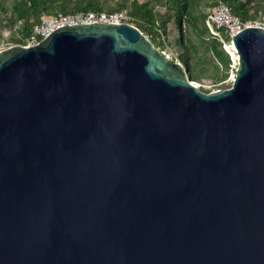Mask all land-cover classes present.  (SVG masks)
Wrapping results in <instances>:
<instances>
[{"label":"water","instance_id":"water-1","mask_svg":"<svg viewBox=\"0 0 264 264\" xmlns=\"http://www.w3.org/2000/svg\"><path fill=\"white\" fill-rule=\"evenodd\" d=\"M210 92L131 23L0 52V264H264V27Z\"/></svg>","mask_w":264,"mask_h":264},{"label":"trees","instance_id":"trees-1","mask_svg":"<svg viewBox=\"0 0 264 264\" xmlns=\"http://www.w3.org/2000/svg\"><path fill=\"white\" fill-rule=\"evenodd\" d=\"M220 2L229 4L244 22L264 23V0H0V44L26 45L43 14L127 10L132 23L162 51L171 43L170 24H175L183 51L173 59L178 58L187 67L190 80L200 83L201 90L210 92L232 85V80L227 81L232 57L207 25L208 15ZM220 31L230 42L225 29Z\"/></svg>","mask_w":264,"mask_h":264},{"label":"built area","instance_id":"built-area-1","mask_svg":"<svg viewBox=\"0 0 264 264\" xmlns=\"http://www.w3.org/2000/svg\"><path fill=\"white\" fill-rule=\"evenodd\" d=\"M91 23H132V17L127 10H118L113 12H97V11H78L76 13H58L57 15L41 16V21L36 24L29 35L26 46L35 45L42 39L48 37L54 30L66 26H74L78 24ZM207 25L213 36L218 37L223 42L224 49L231 55L233 60V68L231 70L230 80L235 79L238 57L236 48L233 45V37L248 25L264 27L263 21H248L241 20L239 16L234 14L229 4L220 2L216 5L207 18ZM225 29L231 42H227L223 37L220 29ZM11 46V45H10ZM8 46L0 45V52ZM235 68V69H234ZM197 86L198 83L193 82Z\"/></svg>","mask_w":264,"mask_h":264},{"label":"rangeland","instance_id":"rangeland-1","mask_svg":"<svg viewBox=\"0 0 264 264\" xmlns=\"http://www.w3.org/2000/svg\"><path fill=\"white\" fill-rule=\"evenodd\" d=\"M163 10H165V9H163ZM246 23H248V21ZM169 34H170V38H171V43L169 44V46H167L165 48V50L163 52L166 55H168L169 57H171V58L177 57L179 55V53H181L183 51V48H182L181 44L179 43L180 42V40H179V32H178V29H177L175 24H170V33ZM0 45L4 47V46H8V45L10 46V45H14V44L8 43V42H4V43H2ZM230 76H231V72H230L229 77L227 79L228 82L231 81L229 79ZM198 84L201 85L200 83H198ZM219 88H225V87L224 86H220ZM219 88H217V89H219ZM213 90H216V89L213 88L212 91Z\"/></svg>","mask_w":264,"mask_h":264}]
</instances>
